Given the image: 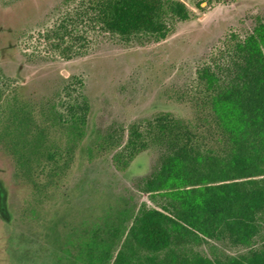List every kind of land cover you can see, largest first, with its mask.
I'll return each instance as SVG.
<instances>
[{"label": "trees", "instance_id": "trees-1", "mask_svg": "<svg viewBox=\"0 0 264 264\" xmlns=\"http://www.w3.org/2000/svg\"><path fill=\"white\" fill-rule=\"evenodd\" d=\"M182 0H78L41 37L65 57L88 52L89 28L161 41L190 19ZM197 69L193 120L158 114L147 126L108 132L100 150H116L126 167L139 153L163 149L143 180L160 207L127 202L101 223L67 235L71 264H264V19ZM35 106L0 77V145L13 154L23 179L43 203L66 176L85 136L89 103ZM230 240L239 257L203 255L192 240Z\"/></svg>", "mask_w": 264, "mask_h": 264}, {"label": "rangeland", "instance_id": "rangeland-1", "mask_svg": "<svg viewBox=\"0 0 264 264\" xmlns=\"http://www.w3.org/2000/svg\"><path fill=\"white\" fill-rule=\"evenodd\" d=\"M182 1L190 19L161 41L89 28L88 52L65 57L41 35L78 0H0V77L7 86L16 85L35 106L54 103L63 114L71 103H89L72 166L43 203L8 147L0 145V264H71L63 246L67 235L101 223L126 202L160 209L153 199L161 202L160 195L141 186L163 149L151 147L120 168L116 150L102 151L100 142L108 132L147 126L163 112L193 120L197 69L218 56L232 33L244 38L264 19V0ZM204 240L188 244L212 259L215 252L225 260L248 250L228 239ZM257 241L264 242V230Z\"/></svg>", "mask_w": 264, "mask_h": 264}]
</instances>
